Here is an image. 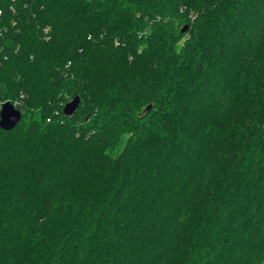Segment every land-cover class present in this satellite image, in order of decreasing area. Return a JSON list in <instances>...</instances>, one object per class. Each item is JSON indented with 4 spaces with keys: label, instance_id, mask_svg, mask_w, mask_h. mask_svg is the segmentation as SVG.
Returning a JSON list of instances; mask_svg holds the SVG:
<instances>
[{
    "label": "trees",
    "instance_id": "trees-1",
    "mask_svg": "<svg viewBox=\"0 0 264 264\" xmlns=\"http://www.w3.org/2000/svg\"><path fill=\"white\" fill-rule=\"evenodd\" d=\"M5 102L0 264H264V0H0Z\"/></svg>",
    "mask_w": 264,
    "mask_h": 264
},
{
    "label": "water",
    "instance_id": "water-1",
    "mask_svg": "<svg viewBox=\"0 0 264 264\" xmlns=\"http://www.w3.org/2000/svg\"><path fill=\"white\" fill-rule=\"evenodd\" d=\"M186 31V27L182 29V32ZM80 106V98L75 97L68 102L63 113L66 116L74 115ZM22 119V113L11 102H5L1 106L0 110V128L5 131H10L15 128Z\"/></svg>",
    "mask_w": 264,
    "mask_h": 264
}]
</instances>
